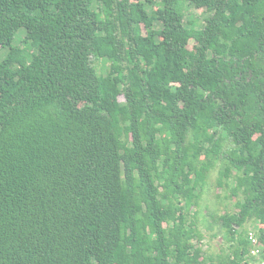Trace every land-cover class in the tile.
Instances as JSON below:
<instances>
[{"label":"trees","instance_id":"16d2710c","mask_svg":"<svg viewBox=\"0 0 264 264\" xmlns=\"http://www.w3.org/2000/svg\"><path fill=\"white\" fill-rule=\"evenodd\" d=\"M250 219L264 243V0H0V264H251Z\"/></svg>","mask_w":264,"mask_h":264},{"label":"rangeland","instance_id":"374dc122","mask_svg":"<svg viewBox=\"0 0 264 264\" xmlns=\"http://www.w3.org/2000/svg\"><path fill=\"white\" fill-rule=\"evenodd\" d=\"M148 11L145 12L147 13ZM191 19L197 20L199 25L204 24L203 10L187 6L185 9V22ZM25 34V29L18 30L13 44L22 47ZM194 42V40L190 41V48H193ZM5 53L6 51L2 52L1 56L4 57ZM104 58H94V64L98 71L102 74H107L110 61ZM223 168V164L218 163L208 172V184L202 190L200 199L190 209L189 219H193L196 222V226L203 235L201 239L192 240L191 245L194 244L202 247L205 257L214 256L217 258L222 253L229 254L231 252L232 242L227 241L226 230L220 227L219 217L224 213H235L237 210V199L240 196L227 198L229 190L218 187L217 180L219 179L220 170ZM195 210H197L196 215H194ZM258 228L259 223L253 219L248 220L244 225L247 233L249 231L258 233ZM262 249H264L263 244Z\"/></svg>","mask_w":264,"mask_h":264},{"label":"built area","instance_id":"2783aa9c","mask_svg":"<svg viewBox=\"0 0 264 264\" xmlns=\"http://www.w3.org/2000/svg\"><path fill=\"white\" fill-rule=\"evenodd\" d=\"M247 239L251 243L249 252L251 264H264V249H262V244L264 246V243L260 240V237L255 231H249Z\"/></svg>","mask_w":264,"mask_h":264}]
</instances>
